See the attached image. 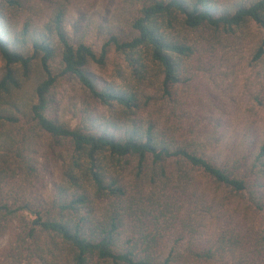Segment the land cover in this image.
I'll list each match as a JSON object with an SVG mask.
<instances>
[{"label":"trees","instance_id":"obj_1","mask_svg":"<svg viewBox=\"0 0 264 264\" xmlns=\"http://www.w3.org/2000/svg\"><path fill=\"white\" fill-rule=\"evenodd\" d=\"M75 1L0 0V264H264V134L225 143L201 88L256 27L248 109L264 110V0H133L131 35L100 50L87 13L68 29Z\"/></svg>","mask_w":264,"mask_h":264},{"label":"rangeland","instance_id":"obj_2","mask_svg":"<svg viewBox=\"0 0 264 264\" xmlns=\"http://www.w3.org/2000/svg\"><path fill=\"white\" fill-rule=\"evenodd\" d=\"M132 2L133 0H77L69 9L66 21L68 29L72 32V22L77 21L81 14L87 13L89 19L88 24H84V38L100 50L102 43L111 32L131 35L130 21L135 11V5ZM260 36V30L253 27L251 35H242L245 38L240 41L239 38H234L233 42L228 40L225 45H220V54L225 55L226 61L212 77H204L206 83H203L201 87L204 91L202 98L219 105L215 113L217 117H222L224 120L225 143L239 147L244 145L245 138H253V133L257 134L260 131L264 134V110L260 108L259 115L256 117L248 109L252 106L254 101L252 94L257 88L250 77L249 60ZM115 61L116 56L112 54L105 68L93 64L91 70L98 75L99 79H111ZM1 67L0 58V74ZM221 70L228 72L229 76L224 77ZM85 96L84 88L76 80L66 81L60 96L63 103L61 114L65 121L74 124L78 120L85 106ZM58 168L52 165L50 172L44 175L46 188L43 192L46 195L50 194L51 183L59 173ZM6 240L7 237L1 241V247L6 245Z\"/></svg>","mask_w":264,"mask_h":264}]
</instances>
